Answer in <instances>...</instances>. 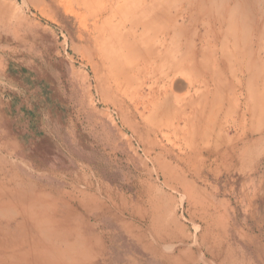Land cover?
Returning <instances> with one entry per match:
<instances>
[{
  "label": "rangeland",
  "instance_id": "1",
  "mask_svg": "<svg viewBox=\"0 0 264 264\" xmlns=\"http://www.w3.org/2000/svg\"><path fill=\"white\" fill-rule=\"evenodd\" d=\"M84 27L69 0H0V212L42 197L101 241L79 264H264V152L228 171L143 167L91 101ZM19 225L0 213V237L18 239Z\"/></svg>",
  "mask_w": 264,
  "mask_h": 264
},
{
  "label": "bare ground",
  "instance_id": "2",
  "mask_svg": "<svg viewBox=\"0 0 264 264\" xmlns=\"http://www.w3.org/2000/svg\"><path fill=\"white\" fill-rule=\"evenodd\" d=\"M69 1L84 11L91 101L108 106L143 167L228 171L264 152V0ZM50 209L38 197L0 212L21 232L0 237V261L90 262L101 241Z\"/></svg>",
  "mask_w": 264,
  "mask_h": 264
},
{
  "label": "crops",
  "instance_id": "3",
  "mask_svg": "<svg viewBox=\"0 0 264 264\" xmlns=\"http://www.w3.org/2000/svg\"><path fill=\"white\" fill-rule=\"evenodd\" d=\"M9 68H10V64H9V66H8V65H7V66L4 65V66H3V70H2L4 73L1 74V75H5V72H6V71L9 72Z\"/></svg>",
  "mask_w": 264,
  "mask_h": 264
}]
</instances>
